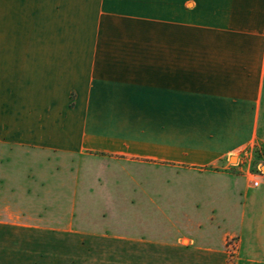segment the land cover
I'll list each match as a JSON object with an SVG mask.
<instances>
[{"label": "crops", "instance_id": "crops-1", "mask_svg": "<svg viewBox=\"0 0 264 264\" xmlns=\"http://www.w3.org/2000/svg\"><path fill=\"white\" fill-rule=\"evenodd\" d=\"M0 145L225 176L218 247L187 215L182 249L221 261L235 237L233 264H264V0H0ZM36 169L0 173V243L72 242L50 264H83L76 189ZM26 247L0 246V264H46Z\"/></svg>", "mask_w": 264, "mask_h": 264}, {"label": "rangeland", "instance_id": "rangeland-1", "mask_svg": "<svg viewBox=\"0 0 264 264\" xmlns=\"http://www.w3.org/2000/svg\"><path fill=\"white\" fill-rule=\"evenodd\" d=\"M258 164L263 162L255 155L250 170L253 172ZM230 165H235V158ZM37 167L41 173L52 174L40 178L42 185L76 189L71 199L73 203L78 201L77 209L70 213L74 216L72 230L79 232L80 213H83V264H233L238 244L235 237L225 241L221 261L214 252L204 256L202 252H193L192 246L182 249L191 245L186 238H190L192 227L181 225L187 215L196 216L202 223L200 232L204 240L211 247H218L224 225L210 226L208 219L222 221L219 219L225 208V176L175 172L159 165L104 157L61 160L54 154L0 145V173L16 168L37 170ZM129 198L136 201L135 208H127ZM54 224L40 228L59 230L45 231L48 234L62 233L63 223ZM27 244L45 255L46 264L52 260L47 252L75 248L72 242L43 240L2 242L0 246L8 251L28 250ZM114 252L117 255L111 257Z\"/></svg>", "mask_w": 264, "mask_h": 264}, {"label": "built area", "instance_id": "built-area-1", "mask_svg": "<svg viewBox=\"0 0 264 264\" xmlns=\"http://www.w3.org/2000/svg\"><path fill=\"white\" fill-rule=\"evenodd\" d=\"M261 181H264V173L262 172L261 166L258 165L254 173H250L251 186L257 188Z\"/></svg>", "mask_w": 264, "mask_h": 264}]
</instances>
